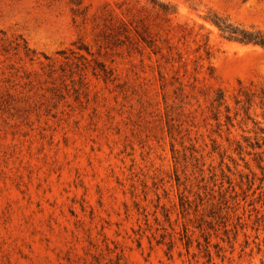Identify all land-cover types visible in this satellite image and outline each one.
Returning <instances> with one entry per match:
<instances>
[{"label":"rangeland","instance_id":"1","mask_svg":"<svg viewBox=\"0 0 264 264\" xmlns=\"http://www.w3.org/2000/svg\"><path fill=\"white\" fill-rule=\"evenodd\" d=\"M217 17L264 0H0V264H264V49Z\"/></svg>","mask_w":264,"mask_h":264},{"label":"trees","instance_id":"2","mask_svg":"<svg viewBox=\"0 0 264 264\" xmlns=\"http://www.w3.org/2000/svg\"><path fill=\"white\" fill-rule=\"evenodd\" d=\"M213 25H215L221 32L223 38L227 39L228 41L237 42L243 45H253L258 46L264 49V32L258 31L255 29H246L244 27L235 26L234 24L230 23L228 20H223L219 17L216 18V20L212 21ZM27 50V48H26ZM80 51H82L79 48ZM30 50H27V57L30 58V61H34V58L29 56ZM77 53V52H76ZM75 53V54H76ZM88 54L93 58L92 60H88L86 56H84L81 53H78L80 59H83L86 61L87 64L94 63L95 66H93V74L96 78L102 79L104 82L108 83L111 80V74L112 72L106 67V65L103 62H100L91 52L88 50ZM63 55V54H62ZM86 63H83L84 69L87 68ZM55 63L52 62L51 66ZM262 106L264 109V100L262 101ZM246 116L248 119L251 120V115L249 112H246ZM264 117V114H263ZM261 133H264L263 129H259ZM263 144H258V149L261 151L258 154L259 162L258 167L262 171L263 178L262 182H264V140Z\"/></svg>","mask_w":264,"mask_h":264}]
</instances>
